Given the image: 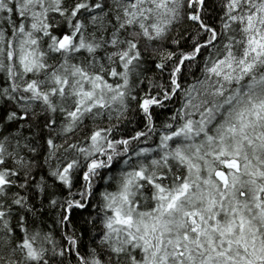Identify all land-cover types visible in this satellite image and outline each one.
<instances>
[{
	"label": "snow or ice",
	"instance_id": "1",
	"mask_svg": "<svg viewBox=\"0 0 264 264\" xmlns=\"http://www.w3.org/2000/svg\"><path fill=\"white\" fill-rule=\"evenodd\" d=\"M0 264H264V0H0Z\"/></svg>",
	"mask_w": 264,
	"mask_h": 264
}]
</instances>
